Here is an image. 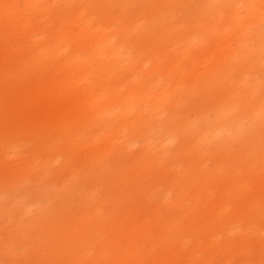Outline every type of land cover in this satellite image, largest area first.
Here are the masks:
<instances>
[{"label": "rangeland", "instance_id": "obj_1", "mask_svg": "<svg viewBox=\"0 0 264 264\" xmlns=\"http://www.w3.org/2000/svg\"><path fill=\"white\" fill-rule=\"evenodd\" d=\"M0 264H264V0H0Z\"/></svg>", "mask_w": 264, "mask_h": 264}]
</instances>
